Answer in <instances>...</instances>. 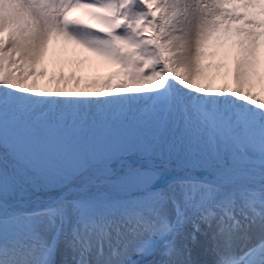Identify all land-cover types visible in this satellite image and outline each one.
Segmentation results:
<instances>
[{
	"label": "snow or ice",
	"instance_id": "1",
	"mask_svg": "<svg viewBox=\"0 0 264 264\" xmlns=\"http://www.w3.org/2000/svg\"><path fill=\"white\" fill-rule=\"evenodd\" d=\"M76 11L87 19L73 17ZM53 38L115 66L102 84L120 94L39 93L24 85V77L43 74L36 65ZM229 44L237 86L196 83L203 50ZM262 68L264 0H0V149L16 166L47 173L95 166L105 189L34 214L11 211L4 197L16 181L0 157V264H55L66 223L71 264H197L188 245L199 242L201 222L216 224L214 264H264V95L254 91L264 84ZM137 104L159 117L140 151L192 169L213 166L214 178L189 175L162 188L154 168L137 161L111 167L121 159L112 135L66 132L46 119L61 110L123 112ZM189 222L188 243L177 247ZM253 227L260 239L237 257L236 235Z\"/></svg>",
	"mask_w": 264,
	"mask_h": 264
},
{
	"label": "rangeland",
	"instance_id": "2",
	"mask_svg": "<svg viewBox=\"0 0 264 264\" xmlns=\"http://www.w3.org/2000/svg\"><path fill=\"white\" fill-rule=\"evenodd\" d=\"M71 15L73 17H82L78 14V11L71 13ZM205 53L209 55L208 52ZM205 53V58H208ZM226 56L228 57L229 61H232L235 57V50L231 48L230 44L227 45ZM47 60L50 59H46L45 61L39 62L36 65V68L39 70V72L43 73L42 75L33 73L32 75L23 78L24 85L32 87L34 89V92L56 93L58 92L59 88H62L64 86V83H62L63 77L61 76L62 70L57 67L56 63L53 64ZM230 62H227V66L225 65L227 72L225 78H219L217 75V71L219 70V68L216 66H212L210 67V72L212 73V75H210L207 79L199 76L196 78V83L209 90H229L236 87L237 85L233 70L234 65L233 62ZM227 68H229V70H227ZM114 70L115 66L113 65L101 69H89L88 71L79 70L80 73L77 72L76 76L72 77L70 81L68 80V84L73 87V90L75 92L102 91L109 95H119L120 93H117L113 88L103 87L102 84L103 81L109 79L112 76ZM261 72L262 74H264V68L261 69ZM117 79L119 78L112 77V83L115 84ZM93 82L97 83L94 84ZM142 87L147 88L149 86L143 85ZM254 91H257L261 95H264V84L254 89ZM82 98L94 99V97H72V99ZM39 115L40 114H37V116ZM135 117L141 119L142 122L138 123V121L135 120ZM46 119L50 121V126H57L58 124L59 127L63 128L66 132H88L90 135H112L113 138L119 142L118 146L120 148V151L117 153V155L120 156L121 159H114L113 161H110L111 167L114 170H119L121 163L137 161L138 163L146 165V167H148L149 169H156L161 174L162 178L159 181V186L162 188L166 187L169 183L177 182L189 175L196 176L202 180H212L214 178L213 166L210 165L200 171H192L190 168L181 165L178 161V158L176 157L161 158L159 156H151L149 158L148 156L141 157L140 155L131 153L134 148H140L141 142L151 138L152 132L155 130L157 121L159 119V117L150 113L143 104H137L136 106L132 107L131 110H125L123 112H108V110L97 109L92 110L90 113L83 112L77 114L74 110H61L58 113L54 114V116L46 117ZM140 124H142V126ZM0 157L3 158V163L7 165V171L9 175L12 176V157L3 149H0ZM50 174L54 176L55 180L58 179L60 181H63L76 174H82L83 179L79 183H71L67 185L65 188L61 189L54 195H35L31 197L23 196L22 200H14L11 202L6 201L7 207L11 211H15L21 214H34L42 211L43 209L49 207L50 205H53L58 201L63 200L65 202H71L82 198L81 195H89V193L93 192L96 189V191L105 190L99 188L98 183L95 180V166H90L77 171H74L71 167H65L58 173ZM253 184L256 185L257 182H253ZM17 185L19 186V190L21 192V185ZM42 191L47 190L44 189ZM167 211L170 217L174 216V212L170 206L168 207ZM71 227L72 226L70 224L66 223L64 227V234H61L57 240V248L63 251L58 261L56 259L55 264H64L65 261L71 264V253L66 247V234L70 232ZM215 229L216 224L212 226V231H209V235L207 234L208 240L209 237H212L213 231H215ZM183 231L185 234L190 233L192 231V224L187 223L184 226ZM41 234L45 239H51L53 236V233L50 230L46 229H41ZM243 236H245L243 231L239 232L236 235V238L233 241V247L236 245L237 240L241 239ZM158 250L159 249H157V251ZM232 251L233 253H235L233 248Z\"/></svg>",
	"mask_w": 264,
	"mask_h": 264
},
{
	"label": "bare ground",
	"instance_id": "3",
	"mask_svg": "<svg viewBox=\"0 0 264 264\" xmlns=\"http://www.w3.org/2000/svg\"><path fill=\"white\" fill-rule=\"evenodd\" d=\"M78 14L81 15L82 17H85L83 13L79 11ZM85 19H87V17H85ZM177 28H179V25ZM176 34L179 35L180 34L179 31ZM226 48L227 46L225 47L209 46L203 50L202 53L203 56L201 55L200 57L201 77L207 79L210 75H212V73L210 72V67L216 66L219 68V70L217 68L218 77L225 78L227 73L226 72L227 62L231 61V60L229 61L228 57L226 56ZM205 52H208L209 55H207ZM204 53L208 56V58H205L206 56L204 55ZM44 56H43L44 59L42 58L40 62L45 61L46 59H50L47 61H50L53 64L56 63L57 67L60 68V70H62L61 76L63 77L62 83H64L63 84L64 86L62 88H59L58 92L59 91L75 92L73 90V87L68 84L69 83L68 80L70 81L72 77L76 76L79 70L88 71L89 69L91 70H93L94 68L101 69V68H106L107 66H112L110 63L105 61L102 57L97 56L95 53L90 52L87 49L82 48L79 45H76L72 42L58 38H53L49 42V45L47 47ZM231 62H233L234 65L233 70L235 72L236 57H234ZM227 70H229V68H227ZM69 99H72V97H69ZM213 225H215L214 222ZM200 227H201V233L198 234L199 242L196 245H192V244L188 245L192 249L191 258L193 261H196L197 264H213L216 260V253L215 251L212 250L211 237H209V240L207 238L208 237L207 234L209 235V231L211 229H209L208 226L203 222L200 223ZM247 233L248 235L247 236L245 235L241 239H238L236 245L234 246L235 248L233 247L237 257L240 254H242L243 251H246L249 248L256 245L258 240L260 239V231L259 228L257 227H253L249 229ZM187 235L188 234H185L184 231H182L181 234L175 238L177 247H181L185 243H188V241L185 239ZM62 251L63 250L59 248L56 249V254L54 257L55 261L56 259L58 261L60 255L62 254ZM132 259L137 260L140 259V257L132 255ZM145 259L151 261L153 259H159V256L158 255L154 257L150 256V257H146Z\"/></svg>",
	"mask_w": 264,
	"mask_h": 264
},
{
	"label": "trees",
	"instance_id": "4",
	"mask_svg": "<svg viewBox=\"0 0 264 264\" xmlns=\"http://www.w3.org/2000/svg\"><path fill=\"white\" fill-rule=\"evenodd\" d=\"M135 118H136L135 120L138 121V123L142 122L141 119H139L138 117ZM140 125L142 126V124ZM131 153L135 155H140L141 157L146 156L142 151H140L139 147L134 148ZM178 161L181 165L188 167L186 165V162H184L182 159H178ZM207 166L209 165L199 166L195 169H192L190 167L188 168H190L192 171H200ZM11 173L12 176L9 175V177L10 179H12L14 176L16 183L14 188L11 191H9V193L4 197L5 201H9V202L14 200H22L23 196L31 197L35 195H54L61 189L65 188L67 185L71 183L73 184L79 183L83 179L82 174L81 175L76 174L63 181H60L58 179L55 180L54 176H52L50 173L42 172L38 169L30 168L22 165L16 166L14 164V161L11 162ZM17 184L21 185V192ZM44 189L47 191H42ZM96 190L89 193V195L95 194L97 192ZM84 196L87 195H81V197Z\"/></svg>",
	"mask_w": 264,
	"mask_h": 264
}]
</instances>
